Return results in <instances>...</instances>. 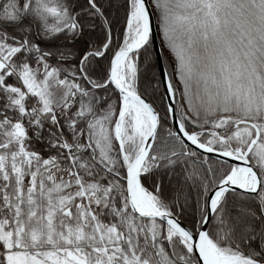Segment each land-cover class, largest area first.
<instances>
[{
  "label": "snow or ice",
  "instance_id": "1",
  "mask_svg": "<svg viewBox=\"0 0 264 264\" xmlns=\"http://www.w3.org/2000/svg\"><path fill=\"white\" fill-rule=\"evenodd\" d=\"M0 264H264V0H0Z\"/></svg>",
  "mask_w": 264,
  "mask_h": 264
}]
</instances>
